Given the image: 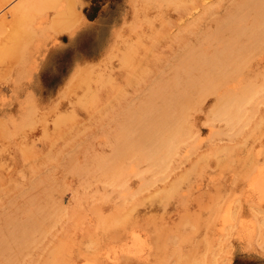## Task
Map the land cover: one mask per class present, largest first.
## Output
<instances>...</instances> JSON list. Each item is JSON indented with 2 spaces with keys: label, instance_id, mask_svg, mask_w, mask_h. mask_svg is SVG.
<instances>
[{
  "label": "rangeland",
  "instance_id": "374dc122",
  "mask_svg": "<svg viewBox=\"0 0 264 264\" xmlns=\"http://www.w3.org/2000/svg\"><path fill=\"white\" fill-rule=\"evenodd\" d=\"M17 1L18 0L11 3V5L9 4L4 12L11 9L10 7L12 6L15 7L19 3ZM55 1L50 2L51 8L50 3L46 2V4L43 3L36 5V7L40 6L38 11L36 7L30 11L31 13L29 14V21H33L31 25L34 29L33 40L31 41V50L24 51V55L21 52L22 55L20 54L19 57L18 54L20 52L15 55V57L17 56L15 63L16 60L18 63L19 58V63H16L14 71L16 73L10 75V70L5 65L6 62L0 64V127L3 130V132H0V203H2V206L0 204V228L2 226V229L4 226L6 227L1 230L3 234L6 235V237L7 235L11 234V237L6 238L7 242L12 240L13 236V233L11 232L13 230L12 222L9 219H11V217L15 218V215L18 226L23 223L26 228L32 227V221L27 224L24 222V219L29 218L28 216H32L33 218L37 216V220H41L39 225L42 228L40 229V226L38 225V231L36 230L38 226L35 228V230L33 229V231H28L30 234L31 232L35 233V235L32 233L33 236L32 234L29 235L27 233L29 236L33 237L34 242L29 237L28 243L26 242L27 245L22 246L24 249L21 251V255H17V257H15V251L17 249L12 247L14 251L12 248H10L11 250L8 249L5 253L0 255V263L194 264L195 262V264H264V182H262L264 181V118L262 115L264 113V107L261 108V106H264V95H262L264 93V91L262 92L264 89V81H261L262 78L264 79V74L263 72L261 73V71H264V69H261L264 68V50L259 54L258 59H256L257 61H255L252 68H250V66L249 68H246V72L243 70L242 73L244 78L248 75L245 78L248 81H254L255 77L257 76L259 79L256 78L255 83L260 81L258 86L260 84L261 88L259 87L255 95H253L250 104L245 105V114L240 120V123L236 122L238 124L234 123V126L232 124L229 127L226 126L229 124H226L225 121L220 120V122H218L219 119L211 115L212 110L215 108L214 105L217 106L218 101L216 96L207 94L200 100V103L197 106L199 107L198 110L197 107L190 110L187 120L189 123V136L187 139V144L185 143L182 145V147H179V150L177 151L178 153L175 155L176 159L173 160L174 166L172 162L169 163L167 165L168 170H164L165 173L161 172L160 174L153 176L150 182L146 181L145 183V180L143 181L142 178L144 177L145 173L135 174V172H132L131 174H126L124 177H122V180H126L124 184L125 186L123 185L122 187L126 188L123 189L121 186H119L115 189L112 186L109 188L103 187L104 185L102 182L100 184V181L97 179L99 177L97 176L98 171H93L92 168H90L98 154H104L105 152L104 155H110L114 140H116V138L113 139L115 136H111L109 132L107 133L108 129L111 131L114 129L113 119H111L112 122L107 119L109 121L108 122L106 121V118H97L98 113H100L101 106L99 103H102L100 100L112 102L114 100V96H112L113 94H111V91L113 93L115 92L116 94L119 90H122L123 93L126 94L123 96V99L126 98V101L121 100V103L122 101L124 102L121 104V106H124L129 97L132 99L133 97L135 98L137 95L139 96L140 94L144 93L142 90H140L142 89V84L140 82L137 84L135 83V87L133 83L127 82V78L129 76L127 69H133L132 71H134L142 67L143 62L147 57L146 52H144L145 41L148 39L146 41V43L148 42L147 44H149V42L155 43L161 49V51H164L162 53L166 55H162L166 59L170 60L173 59V57H176L179 58L184 65L186 64L187 67L193 66V58L195 56L203 57L205 53L207 54L208 52V46L205 42L204 35L208 32L217 34L216 30L218 29L219 25L216 21L220 16L223 15V13L227 14L228 12H232L234 10V7L232 6L236 2H239V0H163L162 4H160L162 0H140V2L139 0H68L70 3H68L66 0H59V7L56 6L58 0L56 5ZM174 1H176L175 5ZM201 1L204 5L200 3ZM16 2L17 4L14 5ZM172 2L173 5L171 6ZM198 2L201 4V7ZM73 3H75V7L71 6ZM197 4L199 7L195 8L197 7ZM188 5L192 7V9H190ZM208 5L210 6L208 7ZM69 7L71 10L73 9V11L69 10ZM231 7L232 10H230ZM59 8L62 10V16L60 15L61 10ZM182 8L184 14L182 13L181 15L180 11ZM41 10H43V12H41ZM57 10L59 11L58 14ZM69 11L70 13H68ZM248 11L251 13L250 10ZM4 12H2L0 16H2ZM33 12L34 20L32 19ZM183 15H185V17ZM189 17L191 22L189 21ZM181 20L182 22H180ZM34 21H36V23ZM39 21L41 22L39 23ZM199 23L201 24L199 25ZM39 24L43 26L41 27ZM167 25L169 29L167 28ZM196 25L199 28H197ZM36 27H39L37 29L40 32H38ZM213 27L215 28V31L212 30ZM200 28H202V30H200ZM184 31L188 35L186 33L184 34ZM200 31H202L203 34ZM183 34L187 36L185 37ZM144 35L145 37L143 39ZM156 35L163 38L158 40L155 38ZM197 35L199 36L197 37ZM2 36H0V46L2 39L5 38L4 35ZM233 36L235 37L236 33L233 34ZM177 41L178 43H176ZM204 42L206 45H204ZM181 43L183 44L181 45ZM201 45L204 47L203 50ZM159 48L158 52L152 53L156 54L161 52ZM205 48L207 51H205ZM175 50L177 52H175ZM155 51H157V48ZM202 52H204V54H202ZM143 53H145L144 56L142 55ZM123 55L125 56L123 57ZM128 57L130 62H128ZM150 58L151 57H149L148 60H152ZM124 61H126V63H123ZM258 61L260 63H258ZM120 62H122V64ZM170 68L171 65L169 63L165 67L166 72H169ZM256 68L259 69V72L256 71ZM75 70L76 72H74ZM251 70L253 72H251ZM247 71H250V73ZM125 73L127 75H125ZM254 73L255 76H252ZM117 79L119 82H117ZM107 81H110V84ZM108 84L114 90L110 88ZM233 85V88H237L239 82L238 84L233 82ZM235 85L237 86L235 87ZM118 86L119 89H117ZM106 88L107 93L105 92ZM136 91H138V93ZM130 93H132L133 96ZM101 94L103 98L101 97ZM76 97L78 98V103ZM92 97L93 100L95 99L99 103H83L89 99L92 100ZM106 97L108 99H105ZM256 97H259L258 101ZM77 104H80L83 108L79 105L76 106ZM22 107H26V110ZM209 109L211 110V113L209 112ZM196 110L199 112L202 111V113H199ZM30 111L32 113L34 125L31 126V128L28 125L29 123L31 124ZM21 113L24 115H22L23 118ZM249 115L250 119L248 118ZM257 116H259L258 120ZM63 120L66 122L65 124ZM252 120L254 123L256 122L255 120L259 122H256L257 124H253ZM99 121L102 125L99 124ZM201 121H203V125ZM13 122H16L15 124H20L17 126L14 125ZM25 122L28 124L25 125ZM92 122H94V125ZM194 122H197V124ZM244 124L246 125L242 128L240 125ZM95 125L98 126L100 130L97 129V127H94ZM10 126L11 129L9 130ZM14 126L17 127V129L14 128L13 130L12 127ZM20 126L23 130L20 128ZM226 127H228V130ZM216 128L219 129L216 130ZM221 128L224 133L222 132ZM106 129L107 131H105ZM139 130L140 129L138 128L136 134L144 131V128H141L140 131ZM11 131L12 134L14 133V137L12 136ZM244 132H249L250 134L248 133L247 135L244 134ZM211 133L214 134L212 135ZM220 133H223L222 136ZM107 134H109L110 137ZM207 135L208 137L206 138ZM239 137L243 138V140H241V138L239 139ZM238 139L239 143H237ZM111 140H113V143ZM195 140L197 142H195ZM223 143H225V146ZM192 144H194L196 147ZM207 144L209 146L208 148ZM257 144H259L260 147ZM210 146H229L228 148H230L231 151L229 153L223 152V154H218L217 156V158L223 160V163L225 164H216L215 161H212L210 164H208L209 166L200 165V177H197L200 166L198 167L197 165L196 167L192 163L196 158L207 153L210 150ZM104 149L106 150L104 151ZM254 150H257L256 153ZM83 151L85 153H83ZM184 151L185 154H187L186 156ZM182 154H184V156ZM180 155L182 158H180ZM68 156L70 158V163ZM258 163L261 164L258 165ZM175 164L177 165L175 166ZM190 164H192V166H190ZM139 165L140 164H138L136 168V172H138L140 169H143L145 166L144 164L140 166ZM74 166H76V170L78 169L77 171L74 169ZM141 166L142 168H140ZM171 166H173V168H171ZM189 166L192 167L190 170H188ZM214 166H216V168ZM72 167L74 171H70ZM254 168H259V170ZM184 169L186 172L182 171ZM133 173L136 175L134 176L135 178L132 176ZM193 173L197 175H194ZM214 173L215 175L219 173L221 177H218L220 175L215 176ZM93 175L95 176L93 177ZM183 175L185 177L178 180V177H182ZM208 175L211 176L208 177ZM229 176L232 177V180ZM44 178H46L45 181ZM139 178L142 179L139 180ZM256 178L257 180L253 181V179ZM239 179H241L242 182H237L240 181ZM200 180H202V183ZM204 180H206V182ZM174 181L176 182L174 183ZM207 181L209 182L208 185ZM257 181H259V184ZM48 182L50 183L48 184ZM78 182L79 184H77ZM170 182H172V189L169 187ZM253 182H255L254 185ZM31 183L33 188L28 186V184L31 185ZM39 183H41L43 187H41V185L39 186ZM137 183L139 186L143 184L142 186L145 187L140 188ZM195 183L197 184V188ZM94 185H96L97 188ZM21 186H23L22 189ZM44 186L46 189L43 191ZM66 186L69 188L67 189ZM28 187H30V189L27 190ZM110 188L112 191H110ZM195 188H199V192ZM93 189H96L94 193ZM126 189L128 190L129 194L127 193ZM90 190L92 191L91 193ZM99 190L101 191L99 192ZM164 190L166 192H164ZM37 191L40 192L38 193ZM109 191L111 195L110 193L108 194ZM147 191L149 195L147 194ZM19 192H21V198L24 197V200L20 199L21 194ZM29 193L33 194H31L32 201L30 200ZM117 193H121V195L119 194L118 196ZM180 193H182V196ZM16 194L17 197L15 196ZM12 195L14 197H12ZM28 195L29 197H27ZM142 195L144 199L142 198ZM9 196L11 197L10 200ZM80 196L82 200L80 199ZM15 198L16 200H14ZM136 198L137 200H135ZM92 199L93 203H90ZM4 200L7 201L6 205L4 203L6 201ZM14 201L17 203H14ZM42 201H44L45 204ZM36 203L40 207V212L39 210L35 212L33 210L34 206H36L34 208L35 210L37 208ZM54 204L56 205V208L54 207ZM109 204L114 205L110 206ZM86 205L87 208H85ZM80 206L82 207L80 208ZM2 207H4V209ZM29 207L31 208L32 215L28 210L29 212L27 213L29 214H26L25 216V212ZM97 207H99V209ZM110 207L112 208L113 212H111ZM96 208L101 211V214ZM228 208L231 209L229 210L230 213L229 211L227 213ZM42 209L44 210V212L42 211L43 214L41 213ZM85 209L92 211H86ZM1 210H4L3 213H1ZM78 210L80 212H78ZM115 210L116 212L114 214ZM95 211H97V214H95ZM89 212H95L93 213L95 216L91 215L92 213ZM103 213L108 217L106 218ZM38 214L40 216H38ZM112 214H114L116 217L112 216ZM220 215L221 218H219ZM3 216L5 219H3L4 222L2 220ZM227 216L230 218H227ZM70 219L72 221H70ZM115 219H117L116 222ZM220 219L223 221H220ZM100 220L104 222L102 223ZM42 222H44L43 225ZM98 222H100V224ZM73 226L76 228L74 229ZM216 227L221 232L218 229L215 230ZM7 231H10L9 234ZM261 231H263L262 234ZM43 232L45 233L42 234ZM40 234L42 236H40ZM65 235L67 239H65ZM59 238H61L60 242H58ZM6 239L4 236L3 240ZM73 240L75 247L72 243ZM138 240L140 243H144L145 245L142 246L141 244L140 246ZM12 241L14 242L15 240L13 239ZM12 241L8 243V247L13 245ZM64 241L68 243L65 245ZM193 241H195V243ZM55 243L56 246H54ZM27 246L29 247L28 250L30 249L29 251L27 250ZM67 246H69V254L71 256L68 254ZM133 246L134 248L132 249ZM135 247L138 248L136 249ZM139 247H141V249H139ZM50 248L53 249L51 250ZM64 248L65 252L63 250ZM57 249L58 253L56 252V254H61L59 255V259L61 260L54 261L52 260L55 253L54 250ZM49 250L51 253H53L52 255ZM48 252L49 257L47 261L45 256L47 258ZM177 252H179V254H177ZM23 255L25 256L23 257ZM19 256H21V258ZM14 260L16 263H14Z\"/></svg>",
  "mask_w": 264,
  "mask_h": 264
},
{
  "label": "bare ground",
  "instance_id": "6f19581e",
  "mask_svg": "<svg viewBox=\"0 0 264 264\" xmlns=\"http://www.w3.org/2000/svg\"><path fill=\"white\" fill-rule=\"evenodd\" d=\"M14 1L16 0H0V14L2 12H4L6 10V8L8 7V5L11 3H13ZM55 0H21V1H17L19 2L17 4V2L14 4L16 5L15 7H10L11 9H9L8 11L4 12L2 14V16H0V36L4 35L5 38L2 39V43H1V46H0V64H3L5 63L6 67L10 70L9 71V74L10 75H13V73L15 74L16 72L15 71V67H16V63H17V60H16V63H15V55L17 53L18 54V57L19 55L21 54V52L23 53L24 55V51H29L31 50V41L33 40V35H34V29L32 27V20L31 22L29 21V14L31 13L30 11L36 7V5L38 4H43L46 2L47 3H50V2H54ZM68 1V0H66ZM71 1V0H70ZM70 1H68V3H70ZM158 1V0H157ZM212 1V0H211ZM231 1V0H229ZM56 2L57 0L55 1V5H56ZM61 2V1H60ZM133 2V1H132ZM140 2V0H139ZM161 2V1H160ZM175 2L174 1V5H175ZM193 2V1H192ZM203 2H206V1H203ZM216 2V1H215ZM159 3V2H158ZM163 3V0L160 4ZM165 3V1H164ZM202 3V1L200 2ZM198 2V4H200ZM210 3V1H209ZM223 3V2H221ZM44 4V5H45ZM53 4V3H52ZM62 4V3H61ZM136 4V3H135ZM197 4V7L195 8H198ZM203 4V3H202ZM208 4V2H207ZM216 4V3H215ZM59 5V0H58V3L56 6ZM138 5V4H137ZM144 5V3H143ZM158 5V4H157ZM173 5V2L171 3V6ZM196 5V4H195ZM204 5V4H203ZM213 5H214V1H213ZM222 5V4H220ZM71 6H74L75 7V3L71 4ZM178 6V5H177ZM189 6V5H188ZM210 5H208L209 7ZM230 6V4H229ZM232 6V5H231ZM40 7V6H39ZM39 7H36L37 11H38V8ZM48 7V5H47ZM46 7V8H47ZM59 7V6H58ZM137 7V6H135ZM149 7V6H148ZM183 7V6H182ZM190 7V6H189ZM200 7H201V4H200ZM203 7V6H202ZM223 7V6H222ZM232 7H234V10L232 12H228L227 14H224L222 16H220L218 18V20L216 21L217 24L219 25L218 29L216 30V33L217 34H212L213 32H208L207 34L204 35V39H205V42L207 43V46H208V52L207 54L205 53V55L203 57H194L193 60H194V65L193 66H190V67H187L186 64L184 65L182 63V61L179 59V58H176V57H173V59H166L163 55H166V54H163L162 52L164 51H161V49L155 44V43H150L147 44L146 40L145 41V46H144V52H146L147 54V57L146 59L144 60L143 62V65L140 69L138 70H134L132 71L131 69H127L128 70V78H127V82L129 83H133L134 84V87H135V83L137 84L138 82H140L142 84V90L144 93L143 94H140L139 96L137 95V97H133L132 99H127V102H125V105L124 106H121V104H123L124 100L126 101V98L123 99V96L126 95L123 93L122 90H119L116 94L115 92L113 93L111 90V94H113L112 96H114V100L112 102H108L106 100H100L102 101V103H99L97 100H93V97H92V100L89 99L87 100L86 102H83L85 104H87L89 102V104H101L100 106V113H98V116L97 118L101 119V118H106V121H108L107 119H109L111 121V119H113V124H114V129L111 131L110 129H107L105 131H107V133L109 132L111 136H115L113 137V139L116 138V140H114V143H113V140L112 143H113V147H112V150L110 152V155H104V154H98L97 157L95 158L94 160V163L93 165L90 167L92 168L93 171H98V174L97 176H99L97 179L100 181V184L102 182V184L104 185L103 187L105 188H109V187H113V188H117L119 186H123L126 182V180H122V177H124L126 174H131L132 172H135V174H139V173H145L144 177L143 178V181L145 180V183L146 181L150 182L151 181V178L153 176H156L158 174H160L161 172H164L165 173V169H167V165L169 163H173V160L176 159L175 158V155L176 153H178L177 151L179 150V147L183 144H187V139H188V136H189V128H188V115H189V112L190 110L196 108L199 103H200V100L207 94H212L213 96H216V99L218 101H216L217 103V106L214 105V110H212V116H214L215 118L219 119L218 122L221 121H225L226 124H229V125H226V126H231L233 124L234 126V123L236 122H239L240 123V120L243 118V115L245 114V111H244V107L246 104H250L251 102V99L253 97V95H255V93L258 91L259 87H260V84L258 86V83L260 81H258V83H255L256 82V78L257 76L255 77V80L254 81H248L246 80L245 78L248 76L247 73L244 78L243 76V70H245L246 72V68H252L253 64L255 63V61H257L256 59H258V56L259 54L264 50V0H239V2H236ZM232 7L230 10H232ZM50 8H51V3H50ZM53 8V6H52ZM65 8V7H64ZM70 8V7H69ZM194 8V7H193ZM229 8V7H228ZM43 9V8H42ZM60 9V8H59ZM62 9V7H61ZM60 9V10H61ZM159 9V8H158ZM174 9V8H173ZM181 9V8H180ZM187 9V8H186ZM190 9H192V7H190ZM221 9V8H220ZM49 10V8H48ZM55 10V9H54ZM71 10V8L69 9ZM197 10V9H196ZM195 10V11H196ZM202 10V8H201ZM200 10V11H201ZM218 10V9H217ZM250 10L251 13L248 11ZM34 11V10H33ZM64 11V9H63ZM73 11V9L71 10ZM186 11V10H185ZM199 11V12H200ZM36 12V11H34ZM34 12L32 13V19L34 18L33 17V14ZM41 12H43V10H41ZM40 12V13H41ZM58 10H57V14H58ZM67 12V11H66ZM64 12V13H66ZM175 12V11H174ZM179 12V10H178ZM181 12V15L182 13L184 14V11H183V8L182 10L180 11ZM187 12V11H186ZM218 12V11H217ZM224 12V10H223ZM70 13V11L68 12ZM192 13V12H191ZM194 13V12H193ZM143 14V13H142ZM159 14V13H158ZM190 14V12H189ZM201 14V12H200ZM221 14V13H220ZM38 15V14H37ZM41 15V14H39ZM60 15L62 16V10H61V13ZM65 15V14H64ZM187 15V13H186ZM192 15V14H191ZM197 15V14H196ZM203 15V13H202ZM205 15V14H204ZM51 16V14H50ZM57 16V15H56ZM60 16V17H61ZM185 17V15H183ZM190 16V15H189ZM64 17V16H63ZM62 17V18H63ZM135 17V16H134ZM188 17V16H187ZM194 17V16H192ZM203 17V16H202ZM201 17V18H202ZM38 18V17H37ZM48 18V17H47ZM204 18V17H203ZM57 19V18H56ZM69 19V17H68ZM185 19V18H184ZM217 19V17H216ZM34 20V19H33ZM60 20V19H59ZM64 20V18H63ZM188 20V19H187ZM186 20V21H187ZM199 20V19H198ZM202 20V19H201ZM211 20V19H210ZM38 21V20H37ZM53 21V19H52ZM173 21V20H172ZM185 21V22H186ZM189 21H190V17H189ZM203 21V20H202ZM202 21H199V22H202ZM36 23V21H34ZM41 21H39L40 23ZM45 22V20H44ZM56 22V20H55ZM182 22V20L180 21ZM191 22V21H190ZM193 23V22H192ZM205 23V21H204ZM210 23V21H209ZM45 24V23H44ZM173 24V23H172ZM178 24V23H177ZM201 23H199L200 25ZM34 25V24H33ZM40 25V24H39ZM46 25V24H45ZM182 25V24H181ZM41 26V25H40ZM43 26V25H42ZM41 26V27H42ZM59 26V25H58ZM61 26V25H60ZM174 26V24H173ZM178 26V25H177ZM180 26V25H179ZM192 26V24H191ZM195 26V25H193ZM197 26V25H196ZM147 27V26H146ZM145 27V28H146ZM176 27V26H175ZM205 27V26H204ZM215 27V26H214ZM213 27L212 30H214L215 28ZM39 28V27H36V29ZM167 28L169 29L168 25H167ZM166 28V29H167ZM177 28V27H176ZM181 28V27H179ZM194 28V27H193ZM192 28V30H193ZM197 28H199L197 26ZM135 29V28H134ZM163 29V28H162ZM178 29V28H177ZM182 29V28H181ZM38 30V29H37ZM42 30V29H41ZM200 30H202V28H200ZM204 30V29H203ZM167 31V30H166ZM194 31V30H193ZM215 31V30H214ZM38 32H40L38 30ZM161 32V31H160ZM168 32V31H167ZM202 32V31H200ZM228 32V33H227ZM230 32V34H229ZM235 32L236 33V36L234 37L233 33ZM156 33V32H155ZM165 33V32H164ZM163 33V34H164ZM186 32L184 31V34ZM206 33V32H204ZM227 33V35H226ZM172 34V33H171ZM183 34V35H184ZM187 34V33H186ZM203 34V32H202ZM41 35V34H40ZM180 35V34H179ZM188 35V34H187ZM186 35V36H187ZM185 36V35H184ZM185 36V37H186ZM199 35H197L198 37ZM3 37V36H2ZM145 35L143 36V39H144ZM181 37V36H180ZM190 37V36H189ZM158 40H161L163 37L161 36H157L156 37ZM173 38V37H172ZM192 38V37H191ZM194 38V36H193ZM151 39V38H150ZM186 40V39H185ZM195 40V39H194ZM172 42V41H171ZM196 42V41H195ZM203 42V41H202ZM204 42V45H206ZM178 43V41L176 42ZM201 43V42H200ZM174 44V43H173ZM183 43H181L182 45ZM138 45H139V42H138ZM202 46V45H201ZM186 47V45H185ZM185 47L183 46V48L185 49ZM192 47V46H191ZM203 47V46H202ZM206 47V46H205ZM129 48V47H128ZM134 48V46H133ZM157 48V51H155ZM158 48L161 52L159 53H156V54H153L152 52H158ZM168 48V47H167ZM207 48V47H206ZM205 48V51H207ZM174 49V47H173ZM177 49V48H176ZM192 49V48H191ZM198 49V48H197ZM204 49V47L202 48V50ZM33 50V49H32ZM114 50V49H113ZM130 50V48H129ZM118 51V50H116ZM168 51V50H167ZM170 51V49H169ZM179 51V50H178ZM181 51V50H180ZM175 52H177L175 50ZM194 52V50H193ZM121 53V52H120ZM110 54V53H109ZM125 54V53H124ZM163 54V55H162ZM187 54V53H186ZM202 54H204V52H202ZM22 55V54H21ZM143 56L145 55V53L142 54ZM168 55V54H167ZM174 55V53H173ZM192 55V53H191ZM115 56V55H114ZM125 55H123L124 57ZM15 57V58H14ZM26 57V56H25ZM110 57V56H109ZM126 57H127V54H126ZM131 57V56H130ZM137 57V56H136ZM151 57L150 59L152 60H148V58ZM189 57V56H188ZM170 58V56H169ZM23 59V58H22ZM121 60V59H120ZM119 60V61H120ZM124 60V59H123ZM262 60V59H260ZM106 61V60H104ZM127 61V59H126ZM126 61H124L123 63H126ZM192 61V59H191ZM190 61V62H191ZM111 62V61H110ZM128 62H130L129 60V57H128ZM262 62V61H261ZM18 63H19V58H18ZM17 63V64H18ZM23 63V61H22ZM104 63V62H103ZM122 64V62H120ZM171 65V68L169 70V72H166V65L169 64ZM192 63V62H191ZM258 63H260L258 61ZM91 64V63H90ZM133 64V63H132ZM3 65V66H5ZM20 65V64H19ZM30 66V65H29ZM124 66V65H123ZM255 66V65H254ZM258 66L260 67V65L258 64ZM127 68V67H126ZM258 68H256V71L259 72V69L257 70ZM261 69H264V68H261ZM93 70V69H92ZM253 70V69H252ZM251 70V72H253ZM126 71V70H125ZM261 71V70H260ZM76 72V70L74 71ZM116 72V71H115ZM122 72V71H121ZM245 72H244V75H245ZM248 73H250V71H247ZM263 72L264 74V71H261V73ZM259 73V74H261ZM122 74V73H121ZM252 74V73H251ZM73 75V74H72ZM72 75H71V78H72ZM125 75H127L125 73ZM79 76V75H78ZM81 76V75H80ZM99 76V74H98ZM119 76V75H118ZM117 76V78H118ZM121 76V75H120ZM252 76H255V73L252 75ZM261 76V75H260ZM87 77V76H86ZM122 77V76H121ZM259 77V76H258ZM11 78V76H10ZM91 78V77H90ZM70 79V78H69ZM259 79V78H257ZM8 80V78H7ZM111 80V78H110ZM264 81V79L262 78L261 81ZM1 81V80H0ZM94 82V81H93ZM92 82V83H93ZM109 82L110 84V81H107ZM117 82L118 79H117ZM116 82V83H117ZM121 82V81H120ZM233 82H235L236 84H238L239 82V85L237 88H233L234 85H233ZM69 83V82H68ZM78 83V82H77ZM108 84V85H109ZM233 86H232V85ZM95 85V84H94ZM103 85V84H102ZM118 85V83H117ZM231 85V86H230ZM88 86V85H87ZM110 86V85H109ZM237 85H235L236 87ZM102 87V86H101ZM71 88V87H70ZM110 88H112L110 86ZM141 88V86H140ZM261 88V87H260ZM73 89V88H72ZM113 89V88H112ZM119 89V86L118 88ZM139 89V87H138ZM81 90V89H80ZM107 88L105 89V92L107 93ZM114 90V89H113ZM116 91V90H115ZM121 91V92H120ZM135 91V90H134ZM264 91V89L262 90V92ZM104 92V91H103ZM109 92V90H108ZM128 92V91H127ZM138 93V91H136ZM102 93V92H101ZM86 94V93H85ZM105 94V93H104ZM115 94V95H114ZM132 95V93H130ZM261 94V92H260ZM135 95V94H134ZM264 95V93L262 94ZM106 96V95H105ZM108 96V94H107ZM133 96V95H132ZM101 97H102V94H101ZM209 97V95H208ZM260 97V96H259ZM258 97V98H259ZM264 97V96H263ZM77 98V97H76ZM86 98V97H85ZM95 98V97H94ZM103 98V97H102ZM257 97V101L259 100ZM262 98V96H261ZM105 99H108L107 97ZM121 100L122 103H121ZM205 100V98H204ZM264 100V99H263ZM215 101V99H214ZM29 102V101H28ZM27 103V102H26ZM77 103H78V98H77ZM32 104V103H31ZM260 104V103H259ZM35 105V103H34ZM80 106L82 107L80 104H77L76 106ZM83 105V104H82ZM212 105H213V102H212ZM258 105V104H257ZM26 106V105H25ZM37 106V104H36ZM87 106V105H86ZM91 107V105H90ZM210 107V106H209ZM250 107V106H249ZM257 107V106H256ZM264 107V106H261V108ZM23 108V107H22ZM21 108V109H22ZM26 107H24L23 109H25ZM77 108V107H76ZM83 108V107H82ZM199 109V107H197V110ZM208 109V108H207ZM211 109V108H210ZM209 109V112L211 111ZM252 109H253V106H252ZM251 109V110H252ZM26 110V109H25ZM82 110V109H81ZM86 110V109H85ZM196 110V111H197ZM84 111V110H83ZM207 111V110H206ZM25 112V111H24ZM33 112V111H32ZM93 112V111H92ZM91 112V113H92ZM194 112V111H193ZM199 112V111H197ZM202 113V111H200ZM199 112V113H200ZM211 113V112H210ZM263 113V112H262ZM95 114V112H94ZM207 114V113H205ZM260 114H261V110H260ZM23 115V113H21V116ZM70 115V114H69ZM194 115V113H193ZM263 115V118H264V113L262 114ZM261 115V116H262ZM24 116V115H23ZM22 116V118H23ZM30 116H31V124L29 123H26L25 122V125H29L30 128L31 126H34L33 125V118H32V113L30 111ZM34 116V115H33ZM205 116V115H204ZM207 116V115H206ZM210 116V114H209ZM260 116V115H259ZM259 116H257V120L259 118ZM45 117V116H44ZM47 117V116H46ZM60 117V115H59ZM195 117V116H194ZM89 118V117H88ZM206 118V117H205ZM208 118V117H207ZM250 119V115L248 117ZM247 118V119H248ZM262 118V119H263ZM61 119V117H60ZM212 119V118H211ZM216 119V121H217ZM246 119V120H247ZM21 120V119H20ZM56 120V119H55ZM90 120V119H89ZM103 120V119H102ZM191 120V119H190ZM254 120V119H253ZM252 120V121H253ZM255 120L256 122H259ZM23 121V120H22ZM59 121V120H58ZM193 121V120H192ZM207 121V119H206ZM213 121V120H211ZM215 121V120H214ZM21 122V121H20ZM41 122V121H40ZM45 122V121H44ZM57 122V121H56ZM64 122V120H63ZM73 122V121H72ZM98 122V121H97ZM104 122V120H103ZM109 122V121H108ZM112 122V121H111ZM202 122V125H203V121ZM246 122V121H245ZM255 122V123H256ZM14 125H17L20 124H15L16 122H13ZM48 123V122H46ZM66 122H64L65 124ZM93 125H94V122H92ZM96 123V122H95ZM197 124V122H194ZM213 123V122H212ZM224 123V122H223ZM247 123V122H246ZM254 121H253V124H255ZM99 124L100 121H99ZM195 124V125H196ZM208 124V122H207ZM238 124V123H236ZM252 124V125H253ZM257 124V123H256ZM55 125V124H54ZM98 125V124H96ZM94 126V127H97L98 126ZM102 125V124H101ZM210 125V124H209ZM222 125V124H220ZM219 125V126H220ZM246 124L244 125H240L242 128L243 126H245ZM36 126V125H35ZM66 126V125H65ZM197 126V125H196ZM194 126V127H196ZM214 126V125H213ZM224 126V124H223ZM232 126V127H233ZM100 127V125H99ZM198 127V126H197ZM208 127V126H207ZM211 127V125H210ZM217 127H218V124H217ZM240 127V128H241ZM253 127V126H252ZM255 127V126H254ZM9 128V127H8ZM14 128L17 129V127H12V129L14 130ZM21 128V126H20ZM29 128V129H30ZM34 128V127H33ZM138 128L141 130V128L143 129L144 128V131H142L141 133H138L136 134V131L138 130ZM209 128V127H208ZM227 130H228V127H226ZM239 128V130H240ZM11 129V126L9 128V130ZM22 129V128H21ZM195 129V128H194ZM201 129V128H200ZM204 129V128H203ZM215 129V128H214ZM219 129V128H216V130ZM252 129V128H251ZM12 130V131H13ZM23 130V129H22ZM94 130V129H93ZM100 130V129H99ZM139 130V131H140ZM202 130V129H201ZM205 130V129H204ZM222 130V128H221ZM238 130V131H239ZM247 130V129H246ZM3 132L2 128L0 127V132ZM12 131H11V134H12ZM20 131V130H19ZM27 131V129H26ZM95 131V130H94ZM98 131V130H96ZM115 131H116V134H115ZM196 131V130H195ZM212 131V130H210ZM232 131V130H231ZM250 131V130H248ZM21 132V131H20ZM24 132V131H23ZM118 132V133H117ZM202 132V131H201ZM223 132V130H222ZM241 132V131H240ZM215 133V131H214ZM213 133V134H214ZM224 133V132H223ZM223 133H220L221 136ZM236 133V132H234ZM249 133V132H248ZM248 133L244 132V134H247ZM9 134V132H8ZM14 134V133H13ZM12 134V136H13ZM202 134V133H201ZM209 134V133H208ZM212 134V133H211ZM212 134V135H213ZM226 134V133H225ZM250 134V133H249ZM48 135V134H47ZM85 135V134H84ZM109 135V134H107ZM109 135V137H110ZM200 135V134H199ZM216 135V133H215ZM234 135V134H233ZM9 136V135H8ZM45 136V135H44ZM246 136V135H245ZM14 137V136H13ZM83 137V136H82ZM208 137V135L206 136V138ZM226 137V136H225ZM233 137V136H232ZM247 137V136H246ZM250 137V136H249ZM8 138V137H7ZM6 138V139H7ZM78 138V137H77ZM200 138V136H199ZM202 138V137H201ZM238 138V137H236ZM235 138V139H236ZM241 137H239L240 139ZM10 139V138H9ZM13 139V138H12ZM51 139V138H50ZM112 139V138H111ZM211 139V138H210ZM239 139H238V142L239 143ZM247 139V138H245ZM241 140H243V138H241ZM106 141V139H105ZM195 142H197L195 140ZM194 142V143H195ZM201 142V141H200ZM259 142V141H258ZM257 142V143H258ZM190 143V142H189ZM192 143H193V140H192ZM217 143V142H216ZM219 143V142H218ZM107 144V143H106ZM204 144V143H203ZM210 144V143H209ZM225 143H223L224 145ZM263 144V143H262ZM261 144V145H262ZM194 145V144H192ZM235 145V144H234ZM259 146V144H257ZM256 145V147H257ZM22 146V145H21ZM188 146V145H187ZM195 146V145H194ZM198 146V145H197ZM225 146V145H224ZM224 146H210V150L199 156L198 158L195 159V161L192 163L194 164V166L198 167L200 165H207L209 166L208 164H210L212 161H215L216 164L217 163H222V164H225L223 163V160L217 158L218 154H223V152L225 153H229L231 151L230 148L228 147H224ZM264 146V145H263ZM185 147V146H184ZM190 147V146H189ZM196 147V146H195ZM208 144H207V148H208ZM232 147V146H231ZM255 147V148H256ZM260 147V146H259ZM187 148V147H186ZM234 148V147H233ZM27 149V148H26ZM110 149V148H109ZM192 149V147H191ZM257 149V148H256ZM97 150V149H96ZM106 149H104L105 151ZM190 150V149H189ZM194 150V149H193ZM27 151V150H26ZM186 151V150H185ZM185 151H184V154H185ZM204 151V150H203ZM255 151V150H254ZM253 151V152H254ZM257 151V150H256ZM255 151V153H256ZM259 151V149H258ZM195 152V150H194ZM206 152V151H204ZM83 153H85L83 151ZM107 153V152H106ZM189 153V151H188ZM197 153V152H196ZM254 153V154H255ZM184 154H182L184 156ZM83 155V154H82ZM187 154H185L186 156ZM191 155V154H190ZM193 155V154H192ZM199 155V154H198ZM197 155V156H198ZM60 156V155H59ZM84 156V155H83ZM179 156V155H178ZM181 156V155H180ZM195 157V156H194ZM65 158V157H64ZM69 158V156H68ZM79 158V157H77ZM76 158V159H77ZM182 158V156L180 157ZM239 158V157H237ZM28 159V158H27ZM60 159V158H59ZM83 159V158H82ZM185 159V158H184ZM183 159V160H184ZM73 160V159H72ZM71 160V161H72ZM75 160V159H74ZM79 160V159H77ZM255 160V158H254ZM179 161V159H178ZM177 161V162H178ZM190 161V160H189ZM193 161V160H192ZM191 161V162H192ZM175 162V161H174ZM251 162V160H250ZM69 163H70V158H69ZM74 163V161H73ZM83 163V161H82ZM190 163V162H188ZM80 164V162H79ZM138 164L142 165L144 164V168L143 169H140L142 168V166L139 168L140 170L138 172H136V168L138 166ZM179 164V163H178ZM192 164H190V166H192ZM261 163H258V165H260ZM263 164V163H262ZM53 165V164H52ZM75 165V163H74ZM81 165V164H80ZM139 165V166H140ZM177 164H175L176 166ZM183 165V164H182ZM72 166V165H71ZM173 166H174V163H173ZM173 166H171V168H173ZM189 166V169L192 168ZM46 167V166H44ZM50 167V166H49ZM216 168V166H214ZM260 167V166H259ZM82 168V167H81ZM187 168V167H186ZM185 168V169H186ZM200 168L201 166L199 167V173L197 174H194V175H197V177L199 176L200 174ZM208 168V167H207ZM210 168V167H209ZM253 168V166H252ZM74 169L76 170V166H74ZM73 167L70 171H74ZM184 170V172H186ZM195 169V168H194ZM256 169V168H254ZM78 170V169H77ZM76 170V171H77ZM168 170V169H167ZM241 170V169H240ZM256 170H259L256 169ZM262 170V169H261ZM170 171V170H169ZM36 172V171H35ZM188 173H190L189 171H187ZM254 172V171H253ZM69 173V172H68ZM76 173V172H75ZM174 173H175V170H174ZM216 173V172H215ZM214 173V175H215ZM220 173V172H219ZM217 174V175H220V174ZM260 173V171H259ZM49 174V173H48ZM77 174V173H76ZM95 174V172H94ZM134 173L132 174L133 178H135L134 176H136ZM187 174V173H186ZM192 174V173H191ZM233 174V173H232ZM261 174V173H260ZM179 175V174H178ZM215 175V176H217ZM251 175H252V171H251ZM258 175V174H257ZM74 176V174H73ZM79 176V175H78ZM95 175H93L94 177ZM138 176V175H137ZM160 176V175H159ZM181 176V175H180ZM211 176V175H208V177ZM232 176V175H231ZM229 176V177H231ZM247 176V175H246ZM250 176V175H249ZM45 177V175H44ZM83 177V176H82ZM86 177V175H85ZM166 177V176H165ZM176 177H177V174H176ZM175 177V178H176ZM185 177L184 175L182 177H178V180ZM200 177V176H199ZM219 178L221 177L218 176ZM255 177V175H254ZM252 177V178H254ZM142 178H139L142 179ZM155 178V177H154ZM174 178V176H173ZM172 178V179H173ZM217 178V177H216ZM260 178V176H259ZM42 179V178H40ZM46 178H44V181H45ZM83 179V178H82ZM93 179V178H92ZM211 179V178H209ZM208 179V181H209ZM218 179V178H217ZM249 179V178H248ZM251 179V177H250ZM249 179V181H250ZM135 180V179H134ZM168 180V179H167ZM183 180V179H182ZM216 180V179H215ZM223 180V179H222ZM231 180H232V177H231ZM230 180V181H231ZM240 181H237V182H242L241 179H239ZM256 181V179H253V181ZM264 180V179H263ZM95 181V180H94ZM153 181V180H152ZM173 181V180H172ZM202 180H200L201 182ZM206 182V180H204ZM207 181V185L209 184V182ZM214 181V180H213ZM243 181H244V178H243ZM262 181V179H261ZM65 182V181H64ZM133 182V181H132ZM176 181H174L175 183ZM236 182V183H237ZM252 182V180H251ZM258 184H259V181H257ZM264 182V181H262ZM50 182H48L49 184ZM67 183V182H66ZM96 183V182H95ZM142 183V182H141ZM140 183V184H141ZM144 183V182H143ZM144 183V185H145ZM154 183V182H153ZM159 183V182H158ZM171 183L170 182V185L169 187L172 189L171 187ZM202 183V182H201ZM248 183V182H246ZM255 182H253V185H254ZM24 184V183H23ZM30 184V183H29ZM30 187L33 188V185L31 183V185H29ZM47 184V185H48ZM79 184V182L77 183ZM138 184V183H137ZM169 184V183H168ZM177 184V183H176ZM196 184V183H195ZM226 184V183H225ZM249 184V183H248ZM257 184V185H258ZM262 184V183H261ZM16 185V184H15ZM26 185V183H25ZM41 185V183H39V186ZM46 185V184H45ZM66 185V184H65ZM69 185V184H68ZM72 185V184H71ZM97 185V183H96ZM94 185V186H96ZM143 185V184H142ZM138 186L140 188H143L145 186ZM153 185V184H152ZM161 185V184H160ZM174 185V184H173ZM24 186V185H23ZM21 186V189L22 187ZM76 186V185H75ZM125 186V185H124ZM131 186V185H130ZM260 186V185H259ZM30 187L27 188L30 189ZM35 187V186H34ZM41 187H43V185H41ZM81 187V186H80ZM79 187V188H80ZM86 187V185H85ZM134 187V186H133ZM147 187H148V184H147ZM150 187H151V183H150ZM168 187V186H167ZM177 187V186H176ZM205 187V186H204ZM51 188V187H50ZM66 188L68 189L69 187L66 186ZM71 188V187H70ZM97 188V186H96ZM123 188V187H122ZM126 188V187H125ZM123 188V189H125ZM131 188V187H130ZM161 188V187H160ZM158 188V189H160ZM169 188V189H170ZM187 188V187H186ZM194 188V187H193ZM196 188H197V184H196ZM195 188V189H196ZM214 188V187H213ZM258 188V187H257ZM45 186H44V189L43 191L45 190ZM111 189V188H110ZM138 189V188H137ZM152 189V188H151ZM164 189H167V188H164ZM170 189V191H171ZM194 189V190H195ZM201 189V188H200ZM253 189V188H252ZM25 190V189H24ZM76 190V189H75ZM96 190V189H95ZM93 189V193L95 191ZM127 190V189H126ZM134 190V189H133ZM136 190V189H135ZM198 190L199 192V188L196 189ZM262 190V189H261ZM35 191H36V188H35ZM34 191V192H35ZM42 191V190H40ZM40 191H37L38 193ZM53 191V190H52ZM101 190H99L100 192ZM112 191V189L110 190ZM110 191L108 192V194L110 193ZM154 191V190H153ZM157 191V190H156ZM230 191V190H229ZM264 191V190H263ZM80 192V191H79ZM83 192V191H81ZM87 192V191H86ZM92 191L90 190V193ZM105 192V190H104ZM115 192V191H114ZM138 192V190H137ZM164 192H166L164 190ZM169 192V190H168ZM256 192V191H255ZM21 194V192H19ZM47 193V192H46ZM102 193V192H101ZM107 193V192H106ZM127 193L129 194L128 190H127ZM132 193V191H131ZM154 193V192H153ZM197 193V191H196ZM32 194V193H31ZM31 194L29 193L30 195V200H31ZM52 194V192H51ZM96 194V193H95ZM118 194V193H117ZM121 195V193H119ZM118 194V196H119ZM125 194V193H124ZM147 194H148V191H147ZM171 194V193H170ZM181 196H182V193H180ZM262 194V192H261ZM29 195L27 197H29ZM33 195V194H32ZM44 195V194H43ZM91 195V194H90ZM111 195V193H110ZM123 195V194H122ZM134 195V194H133ZM149 195V194H148ZM156 195V194H154ZM173 195V194H172ZM233 195V194H232ZM239 195V194H238ZM17 197V194L15 195ZM19 196V195H18ZM22 194L20 195V199H23L21 198ZM35 196V195H34ZM56 196V195H55ZM116 196V194H115ZM153 196V195H152ZM186 196V195H185ZM264 196V195H263ZM10 197V196H9ZM12 197H14L12 195ZM36 197H37V193H36ZM84 197V196H82ZM135 197V195H134ZM138 197V195H137ZM150 197V196H149ZM168 197V195H167ZM184 197V196H183ZM142 198H143V195H142ZM7 199V198H6ZM11 199V197L9 198V200ZM29 199V198H28ZM74 199V197H73ZM80 199L82 200L81 196H80ZM87 199V198H86ZM91 199V198H90ZM94 199V198H93ZM93 199L90 201V203H93ZM105 199V198H104ZM109 199V198H108ZM133 199V198H132ZM140 199V198H138ZM144 199V198H143ZM149 199V198H148ZM16 200V198L14 199ZM24 200V199H23ZM22 200V201H23ZM137 200V198L135 199ZM141 200V199H140ZM2 201V200H1ZM6 201V200H4ZM12 201V200H11ZM28 201V200H27ZM32 201V200H31ZM36 201V200H35ZM74 201V200H73ZM77 201V200H76ZM117 201V200H116ZM122 201H123V197H122ZM139 201V200H138ZM190 201V200H189ZM10 202V201H9ZM8 202V204H9ZM21 202V201H20ZM44 202V201H42ZM41 202V204H42ZM115 202V201H114ZM5 205L7 203L4 202ZM12 203V202H11ZM14 203H17L16 201H14ZM80 203V202H79ZM97 203V202H96ZM102 203V202H101ZM119 203H120V200H119ZM135 203V202H134ZM1 206H2V203H0ZM7 204V205H8ZM35 204V203H34ZM33 204V205H34ZM45 204V202H44ZM72 204V203H71ZM112 204V203H111ZM109 204L110 206H113ZM118 204V202H117ZM122 204V203H121ZM20 205V204H18ZM29 205H30V202H29ZM32 205V203H31ZM37 205V203H36ZM53 205V204H52ZM88 205V204H87ZM87 205L85 208H87ZM91 205V204H90ZM134 205V204H133ZM4 206V205H3ZM59 206V205H58ZM73 206V204H72ZM77 206V205H76ZM105 206V205H104ZM136 206V205H135ZM229 206V205H227ZM13 207V206H12ZM16 207V206H15ZM36 206L33 207V210L34 212L39 210V206L37 205V208L36 210L34 209ZM54 207L56 208V205L54 204ZM74 207V206H73ZM82 206H80L81 208ZM90 207V206H89ZM131 207V206H130ZM4 209V207H2ZM7 208V207H6ZM30 208V207H29ZM27 209V211L25 212V216L26 214H29L27 212L30 211V213L32 212L31 211V208L30 209ZM61 208V207H60ZM92 208V207H91ZM99 209V207H97ZM96 208V209H97ZM111 208V207H110ZM128 208V206H127ZM132 208V207H131ZM193 208V207H192ZM224 208V207H223ZM79 209V208H78ZM89 209V208H88ZM97 209V211H99ZM115 209V207H114ZM118 209V208H117ZM185 209V207H184ZM227 209V208H226ZM7 210V209H6ZM24 210V209H23ZM29 210V211H28ZM54 210V208H53ZM80 210V209H79ZM78 210V212H80ZM86 210V209H85ZM224 210V209H223ZM222 210V211H223ZM231 210L228 208L227 210V213L228 211ZM4 211V210H3ZM3 211L1 210V213H3ZM8 211V210H7ZM5 211V212H7ZM19 211V210H18ZM21 211V210H20ZM44 210L42 209L41 210V213L43 214ZM72 211V210H70ZM86 211H92V210H86ZM97 211L93 212L95 214H97ZM110 211V210H109ZM225 211V210H224ZM223 211V212H224ZM11 212V211H10ZM22 212V211H21ZM40 212V210H39ZM54 212V211H53ZM62 212V210H61ZM60 212V214H61ZM83 212V211H82ZM111 212L112 211V208H111ZM116 210L114 211V214H115ZM8 213V212H7ZM23 213V212H22ZM38 213V212H37ZM36 213V214H37ZM40 213V214H41ZM57 213V211H56ZM59 213V212H58ZM89 213H92V212H89ZM93 213L91 215H93ZM99 213L101 214V211H99ZM108 213V212H107ZM129 213H130V210H129ZM230 213V211H229ZM10 214V213H9ZM18 214V213H17ZM47 214V212H46ZM77 214V213H76ZM86 214V213H84ZM104 214V213H103ZM114 214H112V216L116 217ZM118 214V213H117ZM178 214V213H177ZM12 215V214H11ZM32 215V213H31ZM81 215V213H80ZM79 215V216H80ZM83 215V213H82ZM99 215V214H98ZM97 215V216H98ZM106 216V214H104ZM128 215V213H127ZM132 215V214H131ZM231 215V214H230ZM34 216V215H33ZM38 216H40L38 214ZM58 216V214H57ZM75 216V215H74ZM89 216V214H88ZM95 216V215H93ZM218 216V214H217ZM2 217V215H1ZM29 218L27 219H24V222L25 223H29L30 221H32V227L31 228H26L23 223H21L19 226L17 224V219H16V215H15V218L13 219L11 217V222H12V227H13V230L11 231L13 233V236H12V240L14 239L15 241L13 242V245H11V247H8L9 246V242H7V239L6 238H9L11 237L8 232L9 235H4L3 232L1 230H3L4 228H6L4 226V228L2 229V227L0 228V255L5 253L6 250H11L10 248H16L15 250V257H17V255H21V251L24 249V247L22 248V246L24 245H27L28 241H29V237L32 239V241L34 242V239L33 237L29 236L31 235L32 233L34 232H28V231H33V229L35 230V228L41 223L40 221L41 220H37V216L35 218H33L32 216H28ZM82 217V216H81ZM90 217V216H89ZM102 217V216H101ZM108 216H106L107 218ZM110 217V215H109ZM125 217V216H124ZM194 217V216H193ZM225 217V216H223ZM45 218V217H44ZM53 218V217H52ZM69 218V217H68ZM92 218V217H91ZM96 218V217H95ZM112 218V217H111ZM190 218V217H188ZM219 218H221V215L219 216ZM227 218H230L229 216H227ZM4 219V216L2 218V220ZM43 219V218H41ZM72 219V217H71ZM70 219V221H72ZM85 219V218H84ZM118 219V217H117ZM117 219H115V222L117 221ZM1 220V219H0ZM5 220V219H4ZM3 220V222H4ZM47 220V219H46ZM49 220V219H48ZM69 220V219H68ZM76 220V219H75ZM75 220H74V224H75ZM92 220V219H91ZM97 220V219H96ZM95 220V221H96ZM104 220V219H103ZM109 220V219H108ZM112 220V219H111ZM110 220V222H111ZM121 220V219H120ZM219 220V219H218ZM82 221V219H81ZM102 222V220H100ZM114 221V219H113ZM220 221H223L220 219ZM2 222V221H1ZM53 222V221H52ZM104 222V221H103ZM102 222V223H103ZM106 222V221H105ZM126 222V221H125ZM51 223V222H50ZM67 223V222H66ZM71 223V222H70ZM73 223V222H72ZM100 224V222H98ZM101 223V224H102ZM44 224V222H42V225ZM69 224V223H68ZM110 224V223H109ZM122 224V223H121ZM124 224V223H123ZM256 224V223H255ZM2 225V224H1ZM6 225V223H5ZM10 225V224H9ZM106 225V224H105ZM28 226V225H27ZM40 226V225H39ZM39 226L38 228L36 229L38 231L39 229ZM76 226V225H75ZM187 226V225H185ZM191 226V224H190ZM193 226V224H192ZM195 226V224H194ZM258 226V225H257ZM108 227V226H107ZM112 227V226H111ZM124 227V226H123ZM175 227V226H174ZM11 228V227H10ZM73 228L75 229L76 227L73 226ZM109 228V227H108ZM40 229L41 226H40ZM194 229V228H193ZM218 228L216 227L215 230H217ZM7 230H8V226H7ZM97 230V229H96ZM119 230V229H118ZM219 230V229H218ZM264 230V229H263ZM47 231V230H46ZM209 231V230H208ZM220 231V230H219ZM6 232V234H7ZM36 232V231H35ZM40 232V231H39ZM221 232V231H220ZM29 235H28V234ZM45 232H43L42 234H44ZM259 233V232H258ZM263 233V231H261V234ZM69 234V233H68ZM35 235V233H34ZM37 235V233H36ZM67 235V234H66ZM65 235V239H67ZM73 235V234H72ZM5 236V239L6 240H3ZM33 236V234H32ZM40 236H42L40 234ZM64 236V235H63ZM62 236V237H63ZM262 237V236H261ZM20 238V239H19ZM72 238V236H71ZM74 238V236H73ZM93 238V237H92ZM60 239V240H59ZM58 239V242L61 241V238ZM264 239V238H263ZM37 240V238H36ZM64 240V238H63ZM39 241V239H38ZM37 241V242H38ZM76 241V240H75ZM135 241V240H134ZM139 241V240H138ZM11 242V243H12ZM27 242V243H26ZM65 242V241H64ZM63 242V243H64ZM74 242V240L72 241V243ZM137 242V240H136ZM135 242V243H136ZM195 243V241H193ZM57 243V241H56ZM56 243L54 246H56ZM68 242H65V245L67 244ZM140 243V241H139ZM137 243V244H139ZM147 243V242H146ZM145 245L144 243H140V246ZM59 245V243H58ZM62 245V244H60ZM74 245V243H73ZM78 245H79V242H78ZM132 245V244H131ZM130 245V246H131ZM258 245V244H257ZM63 246V245H62ZM75 247V245H74ZM261 247V246H260ZM12 248V249H13ZM28 246H27V250H28ZM32 248V247H31ZM55 248V247H54ZM71 248H72V245H71ZM79 248V247H78ZM91 248V247H90ZM95 248V246H94ZM131 248V247H130ZM134 248V246L132 247V249ZM136 248V247H135ZM138 248V247H137ZM136 248V249H137ZM146 248V247H145ZM51 249V248H50ZM53 249V248H52ZM51 249V250H52ZM67 251H68V254H69V246H67ZM135 249V250H136ZM139 249H141V247H139ZM30 250V249H29ZM28 250V251H29ZM33 250V249H32ZM64 252H65V248L63 249ZM14 251V249H13ZM50 251V250H49ZM54 257L52 260H61L59 259V255L61 254H56V252L58 253V249L57 250H54ZM61 252V250H60ZM19 253V254H18ZM23 253V252H22ZM29 253V252H28ZM51 253V251H50ZM72 253V251H71ZM195 253V252H194ZM27 254V252H26ZM53 253H51L52 255ZM177 254H179V252H177ZM13 255V253H12ZM70 255V254H69ZM25 255H23L24 257ZM71 256V255H70ZM192 256V255H191ZM21 258V256H19ZM48 257H49V252L47 254V258L45 256V259L48 261ZM178 257V255H177ZM9 258H10V253H9ZM180 258V256H179ZM4 259H5V256H4ZM19 259V258H18ZM69 259V258H68ZM175 259V258H174ZM23 260V259H22ZM21 260V261H22ZM51 260V261H52ZM209 260V259H208ZM207 260V261H208ZM13 261V260H12ZM176 261V260H175ZM6 262V261H5ZM25 262V261H24ZM31 262V260H30ZM43 262V260H42ZM209 262V261H208ZM14 263H16V261L14 260ZM49 263V262H48ZM60 263V262H59ZM177 263V261H176ZM202 263V261H201ZM1 264V263H0ZM50 264V263H49ZM62 264V263H61ZM65 264V263H64ZM85 264V263H84ZM195 264V262H194ZM203 264V263H202Z\"/></svg>",
  "mask_w": 264,
  "mask_h": 264
}]
</instances>
